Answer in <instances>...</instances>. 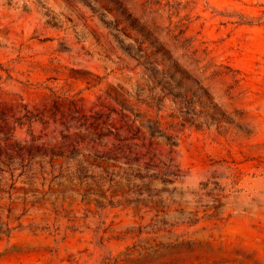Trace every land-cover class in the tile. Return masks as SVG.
<instances>
[{
    "label": "rangeland",
    "instance_id": "rangeland-1",
    "mask_svg": "<svg viewBox=\"0 0 264 264\" xmlns=\"http://www.w3.org/2000/svg\"><path fill=\"white\" fill-rule=\"evenodd\" d=\"M0 152V264H264V0H0Z\"/></svg>",
    "mask_w": 264,
    "mask_h": 264
},
{
    "label": "trees",
    "instance_id": "trees-1",
    "mask_svg": "<svg viewBox=\"0 0 264 264\" xmlns=\"http://www.w3.org/2000/svg\"><path fill=\"white\" fill-rule=\"evenodd\" d=\"M44 155L47 156V154H44ZM17 156L20 158L21 167L30 166L28 164L27 165L24 164L26 162V158L24 154L17 152ZM0 157L2 158L1 164L3 166L8 167L9 164H7L6 160L10 159L11 156L7 154L6 152H4V154L3 152H0ZM58 157H59V154H55L54 152H52V154L49 156L50 158L49 167H51V169H53V167L56 166V163L58 162L57 160ZM160 163H161L160 168H166V167L168 168V164H166L165 162L160 161ZM147 166L157 167L159 165H154V164L148 165L147 163ZM3 173H5V171L0 170V174H3ZM44 174H45V171L40 172V177L43 180H44ZM8 175H9V181H11V183L8 185L6 189H0V202L2 200L8 201L7 205H3V206L0 205V220L2 219L4 214H5V219L7 220V222H9L11 218L18 220L20 217H13L14 215L13 213H15V211L17 210V206H14L16 204H19V203L22 204V207H23L22 211L24 213L27 211V209L40 208L44 206L47 203V201H49L47 196L50 195V193H52L51 188H48L47 191H44L43 184H41L42 186L41 190H38V189L29 190L24 187L16 188L15 181H14L15 176H14L13 170H9ZM156 175L157 174L146 176V174L142 175L139 173V174H136L135 177H137V179H139L140 181H143L145 179H149L150 181H153L156 179ZM51 205H52V209L50 213L54 214L55 216H58L59 213L56 210L55 201L51 202ZM2 226L6 227V231H9V228H7L6 222L2 223Z\"/></svg>",
    "mask_w": 264,
    "mask_h": 264
}]
</instances>
